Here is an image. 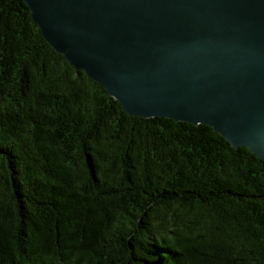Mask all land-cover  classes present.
Listing matches in <instances>:
<instances>
[{"label":"trees","instance_id":"16d2710c","mask_svg":"<svg viewBox=\"0 0 264 264\" xmlns=\"http://www.w3.org/2000/svg\"><path fill=\"white\" fill-rule=\"evenodd\" d=\"M0 264H264V158L128 112L0 0Z\"/></svg>","mask_w":264,"mask_h":264},{"label":"water","instance_id":"95a60500","mask_svg":"<svg viewBox=\"0 0 264 264\" xmlns=\"http://www.w3.org/2000/svg\"><path fill=\"white\" fill-rule=\"evenodd\" d=\"M135 115L208 123L264 158V0H27Z\"/></svg>","mask_w":264,"mask_h":264}]
</instances>
